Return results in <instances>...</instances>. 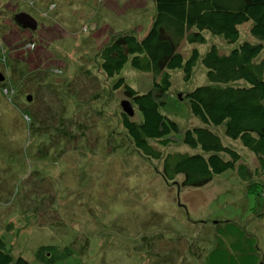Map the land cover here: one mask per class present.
<instances>
[{
	"label": "rangeland",
	"instance_id": "1",
	"mask_svg": "<svg viewBox=\"0 0 264 264\" xmlns=\"http://www.w3.org/2000/svg\"><path fill=\"white\" fill-rule=\"evenodd\" d=\"M154 6V0H0V233L7 249L31 264H45L36 256L42 245L52 254L70 251L52 264H203L213 223L226 219L257 238L264 264V190L248 194L231 170L197 188L181 187L180 177L167 182L161 159L136 150L121 125L125 98L100 70L99 47L119 32L142 37ZM21 13L36 29L17 24ZM245 39L246 25L239 40ZM210 44L221 52L233 47L207 33L196 46L202 54ZM121 73L139 91L150 86V75L128 64ZM205 81L200 63L188 82L172 71L162 111L181 130L198 120L176 96ZM131 117L139 119L134 105ZM158 148L165 154L188 147L176 140Z\"/></svg>",
	"mask_w": 264,
	"mask_h": 264
},
{
	"label": "trees",
	"instance_id": "2",
	"mask_svg": "<svg viewBox=\"0 0 264 264\" xmlns=\"http://www.w3.org/2000/svg\"><path fill=\"white\" fill-rule=\"evenodd\" d=\"M154 5L151 24L142 37L119 32L98 51L100 70L107 79H113L111 89L120 91L139 114L135 120L121 113L127 136L144 156L161 159V174L167 182L175 183L180 177L181 187L197 188L231 170L248 194L261 195L264 0H154ZM245 25L250 39L239 40L240 27ZM206 33L221 37L233 47L221 52L217 45L210 44L201 54L196 45L206 43ZM184 44L191 46L188 54L183 52ZM197 63L204 68L206 81L193 85L176 100H187L192 118L198 122L181 130L162 108L172 87V71H181L183 81L188 82ZM127 64L150 75L147 90L139 91L127 82L121 73ZM176 140L187 150L163 154L158 148ZM235 140L252 154L254 166L243 159ZM212 229L214 240L203 264H261L257 238L244 227L226 219L215 221ZM50 248L38 247L39 261L52 264L70 252L52 254L47 252ZM0 264L31 263L20 254H12L0 233Z\"/></svg>",
	"mask_w": 264,
	"mask_h": 264
},
{
	"label": "water",
	"instance_id": "3",
	"mask_svg": "<svg viewBox=\"0 0 264 264\" xmlns=\"http://www.w3.org/2000/svg\"><path fill=\"white\" fill-rule=\"evenodd\" d=\"M14 20L17 22V24L22 28H30V29H36V21L28 14L21 13L14 16ZM3 77L0 75V79ZM30 97L28 96V100ZM121 107H122V113L127 114L129 116L133 115V107L132 104L129 102V100L125 99L121 101Z\"/></svg>",
	"mask_w": 264,
	"mask_h": 264
}]
</instances>
